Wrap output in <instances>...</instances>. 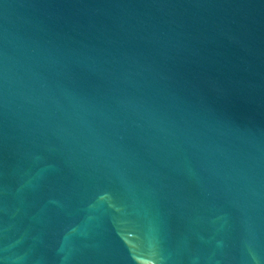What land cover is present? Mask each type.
<instances>
[{"label": "water", "instance_id": "water-1", "mask_svg": "<svg viewBox=\"0 0 264 264\" xmlns=\"http://www.w3.org/2000/svg\"><path fill=\"white\" fill-rule=\"evenodd\" d=\"M0 264H264V0H0Z\"/></svg>", "mask_w": 264, "mask_h": 264}]
</instances>
